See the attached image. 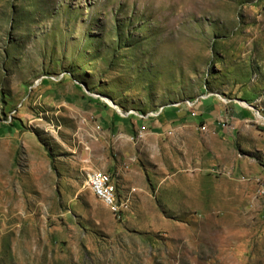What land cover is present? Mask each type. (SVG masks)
Returning <instances> with one entry per match:
<instances>
[{"label": "rangeland", "instance_id": "rangeland-1", "mask_svg": "<svg viewBox=\"0 0 264 264\" xmlns=\"http://www.w3.org/2000/svg\"><path fill=\"white\" fill-rule=\"evenodd\" d=\"M255 115L264 0H0V264H264Z\"/></svg>", "mask_w": 264, "mask_h": 264}, {"label": "bare ground", "instance_id": "bare-ground-1", "mask_svg": "<svg viewBox=\"0 0 264 264\" xmlns=\"http://www.w3.org/2000/svg\"><path fill=\"white\" fill-rule=\"evenodd\" d=\"M189 106H192V105H189ZM256 117L257 119L260 118L264 120L259 115H257ZM89 174L94 179V182H92L93 190H91V183H90L89 175H87L86 177L85 186L88 187V189L91 191V193L96 199H98L103 205H105L110 210L111 214H113L114 217H116L117 219H120V216L123 212V209L125 208V205L122 202H120V200L119 201L117 200L114 183L107 180L106 174H103V173L100 174L97 172H91ZM103 191L106 193H109L108 196L103 195Z\"/></svg>", "mask_w": 264, "mask_h": 264}, {"label": "crops", "instance_id": "crops-1", "mask_svg": "<svg viewBox=\"0 0 264 264\" xmlns=\"http://www.w3.org/2000/svg\"><path fill=\"white\" fill-rule=\"evenodd\" d=\"M238 107H240L238 105ZM241 108V107H240ZM177 113V112H176ZM176 113H173V115L171 117L168 118V120L165 118L167 117L168 114H163V119H164V123L161 125V126H164V124H169V125H172V126H176L180 123V121H182V119H186V120H194L195 118L191 117L190 114H186L184 116H177L175 115ZM170 114V112H169ZM258 114V113H257ZM240 113H237V112H234L230 118H228L229 120H232V125L233 127L228 131L229 132V135L227 134V138L229 139V137H231L232 133L235 132V125L238 124L239 122L242 121V119H240ZM256 117V115L254 116ZM225 118V117H224ZM227 118V117H226ZM225 118V119H226ZM116 126V125H114ZM223 125L221 124L220 127H222ZM263 152H264V149H263ZM264 154V153H263ZM109 174V173H108ZM110 175V174H109ZM111 176V175H110Z\"/></svg>", "mask_w": 264, "mask_h": 264}, {"label": "built area", "instance_id": "built-area-1", "mask_svg": "<svg viewBox=\"0 0 264 264\" xmlns=\"http://www.w3.org/2000/svg\"><path fill=\"white\" fill-rule=\"evenodd\" d=\"M193 107H194V106L187 107V108H188V109H192ZM190 113H194V112L191 111ZM194 116H195V114H194ZM138 118H142V117L139 116ZM88 175L90 176L91 190H93V189H92V182H94V179L91 177L90 174H88ZM107 180H108V181H113L112 178H111L110 176H107ZM108 194H109V193H106V192L103 191V195H107V196H108Z\"/></svg>", "mask_w": 264, "mask_h": 264}]
</instances>
